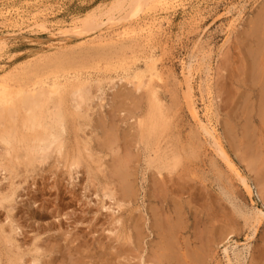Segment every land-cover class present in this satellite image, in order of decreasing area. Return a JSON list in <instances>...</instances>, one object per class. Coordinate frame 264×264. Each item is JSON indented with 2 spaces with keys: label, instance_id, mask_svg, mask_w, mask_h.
<instances>
[{
  "label": "rangeland",
  "instance_id": "374dc122",
  "mask_svg": "<svg viewBox=\"0 0 264 264\" xmlns=\"http://www.w3.org/2000/svg\"><path fill=\"white\" fill-rule=\"evenodd\" d=\"M157 6L147 9L143 5L137 14L143 19L157 20L158 34L153 43V54L149 49L135 55L130 54L133 50L127 52L128 58L134 56L135 64L131 71L137 66L148 75L151 66L157 68L162 80H155L154 86H158L157 93L166 109L170 110L171 126L168 125L167 133L176 134L173 141L180 142L175 146H180L184 156L191 158L190 164H183L177 170L181 176L184 175V180L188 177L192 181L182 180L186 185L181 181L186 188L190 186L188 190L191 191V195L186 194L182 199L187 225L183 232L187 240L183 238L185 242L182 241L189 245L191 256L199 251L198 256L207 257L203 259L205 256H201L204 262L198 257L203 264H264V220L257 237L250 228L255 227L252 224L256 217L263 215L264 219L263 200L258 196L262 189L256 181L258 167L264 171V79L261 81V73L258 74L259 53L264 50V0H171L168 5ZM129 12L125 0H0V39L8 45L0 51V76L18 69L19 72L28 71L30 75L37 67L47 71L66 59L59 63L60 66L55 65L59 68L54 70V74L101 79L102 83L98 85L104 91L100 100L93 103L95 110L91 112V127L83 129L86 134L94 135L92 148L95 160L103 161L105 177L89 170L97 168V165L87 158L83 160V168L79 169L81 172L75 181L70 179L62 165L60 168L54 166L55 173H51L54 168L51 165L44 166L42 172L39 169L31 174L23 172L16 182L22 181L25 189L19 191L21 195L13 214L0 209V222L9 214L16 221L20 233L18 245L23 251H31L34 245L43 248L42 264H140L141 258L152 259L160 245L156 242L161 239L151 228L155 221L151 210L158 212L162 206L155 197L162 180L152 173L154 171L151 172L154 175L149 177L146 198L140 186L143 184L141 172L147 168V157L140 140L137 117L149 106L148 95L146 90L136 92L132 84L121 80L126 65L122 62L123 57L117 54L120 48L116 53V48L99 46L101 32H88L84 36L76 30L77 26L93 20L100 24L110 19L123 21ZM57 34L66 37L64 47L51 42ZM130 46L133 45L126 44V48ZM190 71L193 77L189 75ZM189 79L199 112L198 121L190 111ZM92 93L100 96L97 84H94ZM203 122L222 136L233 164L253 188L254 201L246 196L241 179L229 170L221 154L218 155L214 139L202 131ZM112 137L115 140L112 141ZM245 144L251 145L250 150L245 148ZM259 148L262 154L259 155L257 150V154L254 152L256 155L252 156L250 152ZM241 154L243 159L254 160L255 157L257 163L260 158L263 160L254 164L256 170L253 169L255 166L251 167L256 174L246 170ZM117 157L122 162H118ZM49 163L53 164V160ZM119 166H127L128 170L132 168L127 171ZM115 169L125 176L132 175L134 193L137 194L130 206L125 205L121 211L115 209L114 215L112 210L103 208V205L108 208L113 202L101 198L105 184L109 183L112 188H117V199L124 202L125 192L122 190L125 191V187L120 188L124 186L120 180L123 176ZM117 174L118 181L114 176ZM111 177L113 180L110 181ZM170 206L173 211L174 205ZM212 208L219 212L221 220L218 217V224H212L207 217L208 210L212 211ZM246 213L251 215L249 223L245 221ZM233 214L238 226L231 230L227 227L226 217ZM118 219L122 222L116 225ZM213 227L217 228L216 232ZM205 229L209 236H202ZM129 231L133 236L131 241L126 238ZM136 233L140 234L139 240ZM203 245H208L209 249L205 247V250ZM202 250L208 253L202 254ZM31 255L28 254L26 260L30 261Z\"/></svg>",
  "mask_w": 264,
  "mask_h": 264
},
{
  "label": "bare ground",
  "instance_id": "6f19581e",
  "mask_svg": "<svg viewBox=\"0 0 264 264\" xmlns=\"http://www.w3.org/2000/svg\"><path fill=\"white\" fill-rule=\"evenodd\" d=\"M125 1H126V7L130 10V12L123 21H115V19H110L107 23H102V24H100L95 20L90 21L88 23H84L85 22L84 21L83 22L84 24L81 23L82 25L77 26L76 30L84 36L88 32H94V33L97 31L101 32V35L99 36L100 40L98 42L99 46H105L110 48L112 47L113 49L116 48L115 51L116 53H117V49L120 48V50L118 49V51L120 52L117 54L123 57L122 62L124 63V65H126V72L125 75L121 78V80H126L129 84H132L136 92H139L140 90H146V93L148 95L149 106H147L146 109L142 111L137 117L138 125L141 131L140 140H142L145 146V152H146L145 154L147 157V161H146L147 168H144L141 172L143 184L140 186H142L141 188L142 190H144V194H145L144 197L146 198V186L148 184L149 177L151 176V174L152 173L156 174V176L160 180H162L161 187L158 186L160 187V189L159 188L157 189V193L155 192L156 189L154 190V193L157 194L155 197L161 201L160 203L162 206L160 205L161 207L158 212H156L157 210L156 211L151 210L153 211L154 219H155L151 228H153L152 231L156 232L155 234H158L157 236H159L158 238H160L161 241L159 239L158 240L161 243L156 242V244H160L158 245L156 251L158 253L155 252V255L152 254V256L154 255L152 259L146 260L144 259L145 257L141 258L140 264H176V263L200 264L201 260L198 257H201L202 255L198 256L199 255V251H198V253L195 252L197 253L195 254V256L193 255L194 257L191 256L188 251V249L190 248L188 247L189 245L184 244L185 242L184 239L187 240V238L183 237V232L187 229V225L185 222V217L183 215L185 213L186 207L182 199L186 194L191 195V191L188 190L190 189V186L189 188H186V186H184L183 184L186 185L185 182L187 180L191 181V179H188V177H186L187 179L184 180L183 179L184 175L181 176L182 174H180L177 171L178 168L181 167L183 164L186 165L190 164L191 158L189 156H184V154L181 152L182 149L180 150V146L179 147L175 146V144L180 142V140L173 141V138H176L174 137L176 134L174 133L175 134L174 135L171 133L170 134L167 133L168 125L170 124V110L166 109L165 105L162 102V99L159 97L157 93L158 86L157 88L156 86H154L155 80L158 81L162 80V77L160 76L157 68L151 66L148 75L145 73L146 72L145 70L142 71L137 66L134 67L135 70L131 71L132 70L131 66L135 64L133 62L134 60H132L134 59V56L128 58V52H127L129 51V49L133 50L130 54L135 55V53L139 51L149 49L148 51L151 54H153V47H154L153 43L157 40V34H158V29L156 24L157 20L154 18L143 19L142 17H139L137 14L138 11L140 10V7L143 5L147 6V9H154L158 7L157 5L159 4L161 6L168 5L171 0H125ZM51 42H54V44L57 43L58 45H61L63 47L67 43L66 37L59 34L54 35L53 38L51 39ZM127 43H130L133 46L126 48ZM7 46H8L7 42L3 39H0V51L5 50ZM135 47H137L138 49L137 50L134 49ZM263 52L259 53V61H258V66H259L258 68L260 69V72L258 74L261 73V81L264 79ZM65 60L66 59H63L60 60L58 63H55L52 68H49L47 71L45 70L46 72L43 71V69L37 67L34 69L33 72H31L32 73L31 75L28 71L23 72V70L21 69L22 72L21 71L19 72L18 69L14 71L11 70L12 72L9 71L5 74H2V76H0V209H5L10 214H13L15 210V205H17L18 203L17 200L21 195L20 194L21 192L19 193V191L21 189L23 190L25 189L22 188V183H21L22 181L16 182V179L19 178L23 174V172H27V174H31L36 169H39L38 171L41 170L42 172L43 167L46 165L48 167L49 165H51L57 168H60V166L62 165L63 168L66 169V173L69 175L70 179L75 181L78 175H80L81 171L79 172V169L83 168L82 167L83 160L87 158L88 160L92 161L93 165L95 164L97 165V168H89V170L91 172L94 171L98 174L100 173L105 177L106 169L104 168L106 167L103 161L95 160V155H94L95 153L92 148L94 135L92 136V133L91 134L89 133V135L86 134L83 129L84 127H91V123L93 122L91 112H94L95 110L93 103L95 102V100L97 101L100 100V98L104 95L103 89L98 85L102 83V80L101 79L95 80V79H91L90 77H82L77 75L62 76V75L54 74L55 73L54 70H57L59 68L58 66L55 65H59L61 61H65ZM146 68L148 69L149 66L147 65ZM191 72L192 71L188 73L193 77ZM111 83L113 86L115 85L113 81ZM94 84H97L98 91L100 92V96L93 95L92 89L94 87ZM187 88H188L187 94L191 108L190 111L197 120L200 117H199V112L196 108L194 89L192 87L190 79L188 80ZM261 121L263 122L262 118ZM207 122L209 123V121ZM203 123L201 126L202 131H204L207 135L211 136L214 139L215 141L214 144H215V148H217L216 151L218 152V155L219 153L221 154L222 158L228 164L230 168L229 170H231L233 174L236 173L237 177L241 179V181L244 183L243 185L245 187V191L247 194L246 196H248L251 199V201H254L253 188L247 184V182L245 181L246 179L243 178L244 175H242L240 171L236 169L237 167L233 164V161L230 156L231 154L229 155L227 151L228 149L225 148L222 136L218 133V131L215 128L212 129L211 126L208 127V125H205L207 123L204 124ZM209 128H211L210 129L211 131L209 130ZM81 133H84V136H82ZM81 136L84 138H82ZM113 137L111 138L112 141L115 140ZM72 141L73 144L68 145L69 142L72 143ZM114 142L112 146H114ZM247 147H249L248 150H250L251 145L250 146L247 145L245 148ZM108 149L110 150L109 147ZM117 149L119 150L118 147ZM257 150H259L258 151L259 155L262 154L260 153L261 152L260 148L253 149V152H250L252 156L253 154L256 153ZM244 155L242 154L239 155L241 156L240 159H243L242 156ZM260 157L261 156H259V158ZM248 159L247 158L243 159V162L247 167L246 170H249L250 173L252 172L255 173V171H252L253 168L252 166L262 163L263 160L260 158L261 160L259 159L258 161L259 163H257L255 162L257 161L255 157H253L254 160L256 159L255 161L252 159L250 160ZM51 160H53V164L49 163ZM118 160H119L118 162H122V159H118ZM128 161L127 164L126 161L124 163L128 165ZM129 163L131 164V160L129 161ZM48 167L47 169H50ZM55 167L53 168L54 170L52 169L51 173L52 172L55 173ZM123 168L121 169L124 170L125 168L124 169ZM131 168H129V170L128 168H126L125 170L130 171ZM255 168L256 166L253 169ZM187 170L189 171V169ZM258 170L259 171L256 172L258 180L256 181L257 182L259 181V183L257 184L261 186L262 190L260 189L261 190L260 194H258L260 192L258 190L259 192H257V194L259 198L263 200V204H264V171L263 168L261 171L260 167H258ZM115 171L118 170L115 169ZM127 171L125 172L127 173ZM91 172L89 173L91 174ZM119 174L123 176L120 179L121 181H123L124 184V186L122 185L123 187L120 186L121 190L125 187V191L124 189L122 190L123 193L125 192L123 196L124 202H122V200L117 199V194H118L116 192L117 188L116 189L112 188L111 185H109V183L108 185L105 184V187L102 190L103 194L101 198L102 200L109 199L110 202H113L112 203L113 205L111 204V206H109L108 208L105 205H103V208L109 211L112 210L114 215L116 214V210L121 211L125 205L130 206L134 200L135 194H137L136 192L134 193V184L132 182L133 181L132 175L127 173V175L128 174L129 175L125 176L126 174L124 173L122 174L121 172H119ZM30 176L31 175H29L28 177ZM114 176H117L116 179L118 181V174ZM109 180L111 181L113 180V178L111 177V179ZM182 180H184L185 182ZM60 181L61 180H59V182ZM181 181L184 183L182 184ZM3 183H7L8 185L5 186ZM90 183L89 186L91 185ZM189 184L190 183H188L187 185ZM96 196H98V194ZM192 201L194 202V200ZM171 204L174 205L173 211L171 210V206H170ZM165 208L166 210L169 208V210L165 211ZM207 209H209V207ZM209 210L207 212V217L211 221V223L214 224V222L218 221L219 212H217V210H214L213 208L212 211ZM10 214L6 216L5 220L0 222V249H1L0 264H42L41 252H43L42 251L43 248H41L38 245H34L31 251L26 252L23 251L21 246L18 245L17 236H19L20 234L19 227L15 224L16 221H14L13 218H11ZM246 215H245V221L249 223V220L251 219V215L248 216V213H246ZM226 220L228 221L226 222L229 223L228 226L225 224V226H227L228 229L231 228V230H233L237 228L238 220L237 218H235L234 214L230 218L226 217ZM254 220H255L254 224L252 225H255V227H250V228H253L252 229V231L254 230L253 235L256 236L257 233L259 232V228L264 224V223L262 224L264 220L263 215L261 217L259 216L256 217ZM6 221H8L7 224H4L6 223ZM121 222L122 221L118 219L117 222H115V224ZM220 222L222 223L223 221ZM216 224H218V222ZM213 229H215L216 232L217 228L213 227ZM206 230L207 229L203 231L204 234L205 232H208V230L207 231ZM224 231L226 232L227 230ZM201 233L202 232H200V234ZM136 234H137V236L135 235L136 237L140 235L138 233ZM204 234L201 235L202 236L208 235L207 233L205 235ZM223 236L225 238V235ZM126 238L128 239V241H131L133 239V236L130 233V231L128 234H126ZM202 238L204 239V237ZM136 239L139 240V237ZM198 241L199 240H197V242ZM187 243L190 244L189 241ZM204 245L202 247H204ZM22 246L24 247V245ZM193 246L194 245H192V247ZM202 247L200 246L199 248L198 246L197 248L201 250ZM205 247L208 248V245ZM205 250L204 251L202 250L203 252L201 251L202 254L208 253V251L205 252ZM151 252L154 253V251ZM31 253H33V255H31ZM28 254L31 255L32 257L30 261L26 260ZM204 256L205 255H203L202 257ZM262 257L264 258L263 255ZM205 258L207 257L205 256L203 259ZM204 261L205 260H203V262ZM203 262L201 261L202 264Z\"/></svg>",
  "mask_w": 264,
  "mask_h": 264
}]
</instances>
